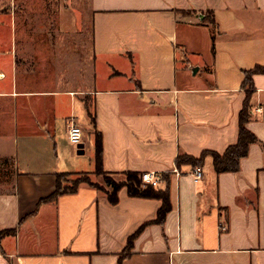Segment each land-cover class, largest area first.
Wrapping results in <instances>:
<instances>
[{
	"label": "crops",
	"instance_id": "crops-1",
	"mask_svg": "<svg viewBox=\"0 0 264 264\" xmlns=\"http://www.w3.org/2000/svg\"><path fill=\"white\" fill-rule=\"evenodd\" d=\"M17 2L0 0V177L10 173L6 161L15 173L11 191L0 194V232L15 231L0 241V264H119L140 230L123 264H264L263 75L253 78L247 125L259 144L240 172L217 175L208 158L196 183L195 169L175 166L178 156L223 154L236 144L243 72L264 68V0H89L92 62L81 85L73 76L28 74L34 64L19 61ZM195 30L211 56L204 79L180 66L181 54L204 55L190 39ZM117 59L129 61L127 73L110 74ZM88 108L107 173L171 175L162 225L154 223L160 201L132 199L126 190L117 206L85 185L43 203L56 175L75 171L73 153L60 151L69 122L84 117L91 126L95 161ZM39 150L58 162H37ZM35 162L40 170L24 169Z\"/></svg>",
	"mask_w": 264,
	"mask_h": 264
},
{
	"label": "rangeland",
	"instance_id": "rangeland-1",
	"mask_svg": "<svg viewBox=\"0 0 264 264\" xmlns=\"http://www.w3.org/2000/svg\"><path fill=\"white\" fill-rule=\"evenodd\" d=\"M89 0H18L15 10L16 21L18 23L17 38L19 39L18 55L19 61L26 69L27 65L32 62L34 68L28 71V74L34 73L38 78H46L47 81L70 76L76 84L81 85L84 77L88 76L92 62L91 46H90V24L92 19L88 13ZM191 16H195L192 14ZM207 17V16H206ZM202 35V36H201ZM190 39L197 47L199 52H205L206 42L203 31H194L190 34ZM29 40V42H27ZM27 43V44H26ZM181 52V51H180ZM184 53V52H182ZM181 54V53H180ZM180 66L188 70L199 68L198 75L194 79H204L206 71L202 68L203 62L211 60L209 53L199 56L189 53L185 56L180 55ZM79 59L80 63L77 62ZM34 61V62H33ZM115 69H110V74H116V71H129L128 60L113 61ZM23 71H25L23 69ZM181 71V70H180ZM88 72V73H87ZM72 74V75H71ZM192 76V74H191ZM56 77V78H55ZM65 77V78H66ZM193 77V76H192ZM87 78V77H86ZM123 85H127L126 78L122 80ZM180 84L182 81H180ZM111 87V85H109ZM77 126L81 128L84 144V155L78 156V149L63 138L60 143V151L73 153V170L68 173L89 174V179L104 191H109L114 182H121L125 179L122 175L106 177L96 175L94 161V135L91 126H88L85 118L77 120ZM25 150L21 149V153ZM53 150L52 152H54ZM37 162L47 161L57 163L54 154L39 150ZM32 159V158H29ZM67 161V159H65ZM37 162L31 164V167H24L25 170H40L36 165ZM72 162V160L70 161ZM69 170H72L69 167ZM6 170L10 172L0 177V194H6L11 191V184L14 181V170L10 166H6ZM1 171H3L1 169ZM70 183L77 181V177L68 178ZM109 179V180H108ZM84 180V178H82ZM109 182H108V181Z\"/></svg>",
	"mask_w": 264,
	"mask_h": 264
},
{
	"label": "trees",
	"instance_id": "trees-1",
	"mask_svg": "<svg viewBox=\"0 0 264 264\" xmlns=\"http://www.w3.org/2000/svg\"><path fill=\"white\" fill-rule=\"evenodd\" d=\"M178 15L182 17H190L195 12H177ZM204 17V16H203ZM211 21L210 17H204L201 21L203 24ZM258 75L264 76L263 67H255L250 71H244L243 77L244 81L242 83V90L245 93V101L243 103V108L238 116V139L235 145L230 146L223 154H217L214 152H204L199 158H193L186 155L178 156L175 161V166L181 168L183 166H190L194 169H202L208 158L212 161V168L217 175L221 174H238L241 168V161L246 159L249 155L250 147L254 144H259L257 137L249 131L247 125L251 121L252 108H251V98L254 93V83L253 78ZM89 118L92 122L93 128L95 129L96 141H95V172L96 175H103L106 177L119 176L118 174L107 173L103 166V136L102 133L96 130V120L95 115L87 109ZM6 166L9 164L5 162ZM5 167L4 162L2 168ZM4 170V168H3ZM8 174V173H6ZM125 179L121 182H114L110 186V190L104 191L99 188L95 183L89 179V174H72V173H62L56 175V189L54 194L43 203H55L60 197L65 195H74L77 193L80 186L85 185L91 189L98 191L103 194L111 206H117L119 203V193L122 190H126L129 198L132 199H142V200H152L160 201L161 208L157 213L156 221L157 225H162L167 214L171 212L170 203V176L169 174H164L161 176V184H165V189L161 190L151 185H146L142 181L143 174L127 172L121 174ZM70 177H77V181L70 183ZM84 178V180H82ZM109 180V179H108ZM107 180V181H108ZM109 182V181H108ZM141 230L136 234L131 236L125 247V250L120 257L119 264L130 258L131 250L133 249L134 241L139 236ZM15 231H1L0 241L5 237L13 236Z\"/></svg>",
	"mask_w": 264,
	"mask_h": 264
},
{
	"label": "built area",
	"instance_id": "built-area-1",
	"mask_svg": "<svg viewBox=\"0 0 264 264\" xmlns=\"http://www.w3.org/2000/svg\"><path fill=\"white\" fill-rule=\"evenodd\" d=\"M67 136L71 145L76 147L82 145V130L73 121L69 122L67 125ZM193 178L196 183L200 182L203 178L202 170L195 169L193 171ZM142 181L146 185H151L152 187L158 188L161 185V176L156 174H143ZM221 230L225 231L224 228H221Z\"/></svg>",
	"mask_w": 264,
	"mask_h": 264
},
{
	"label": "water",
	"instance_id": "water-1",
	"mask_svg": "<svg viewBox=\"0 0 264 264\" xmlns=\"http://www.w3.org/2000/svg\"><path fill=\"white\" fill-rule=\"evenodd\" d=\"M200 18H201V21H202L204 17L202 16ZM190 71H191L192 76L196 77L198 72H199V68H195V69L191 68ZM77 149H78V152H77L78 155H84V145H80L79 147H77Z\"/></svg>",
	"mask_w": 264,
	"mask_h": 264
}]
</instances>
